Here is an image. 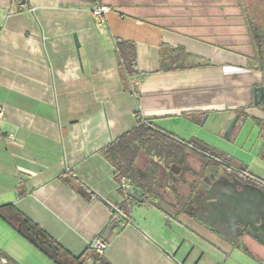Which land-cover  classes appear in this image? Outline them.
<instances>
[{
    "label": "crops",
    "instance_id": "obj_1",
    "mask_svg": "<svg viewBox=\"0 0 264 264\" xmlns=\"http://www.w3.org/2000/svg\"><path fill=\"white\" fill-rule=\"evenodd\" d=\"M98 5L111 9L102 31ZM119 41L134 47L137 74H126ZM256 89L264 94V0H0V264H56L28 229L71 264H264V189L248 182H264ZM138 113L179 149L139 147L151 191L120 183L100 153ZM115 216L98 263L92 246Z\"/></svg>",
    "mask_w": 264,
    "mask_h": 264
},
{
    "label": "trees",
    "instance_id": "obj_2",
    "mask_svg": "<svg viewBox=\"0 0 264 264\" xmlns=\"http://www.w3.org/2000/svg\"><path fill=\"white\" fill-rule=\"evenodd\" d=\"M118 47L121 52L122 64L123 68L129 76L137 74L136 71V53L135 49L132 45L125 42H118ZM122 47L128 48L127 56L122 53ZM138 144V145H137ZM170 145L168 152L179 151V149L173 145L165 142L163 138H161L160 133L152 127L147 121H145L141 114H137V126L127 134L121 136L120 138L113 141L103 150H101V155L108 160L111 164L116 168V179L121 183L122 180H126L133 185H137L143 189H147L151 191L153 185L156 183L153 173L141 172L135 166L136 158L139 154V147L146 148L147 152L151 154V152H157L160 156L166 155L167 152L165 146ZM202 150V149H201ZM203 152L210 154L211 156L217 157L216 154L212 153L208 149H203ZM243 182H247L246 180H242ZM248 182L255 184L264 189V182L259 181L258 179H253ZM68 183V182H67ZM74 190L83 197L86 201H91L94 198V195L86 189L81 183L74 182L72 185ZM123 191V188L121 189ZM119 213H122L125 217L127 213L123 211L122 208L118 209ZM117 221L116 216L113 221L109 224V226ZM101 233L99 239L103 240V237L109 228ZM22 235L27 238L33 245H35L41 252H43L48 258H50L56 264H64L62 259L68 254L57 244L52 246H42L35 239L33 231L28 229L22 232ZM104 241V240H103ZM106 244H109V241H104ZM71 258V257H70ZM83 257H79L77 259L71 258L75 262H80ZM87 258V257H86ZM85 258V259H86ZM93 258L100 263L101 258L98 254L94 255Z\"/></svg>",
    "mask_w": 264,
    "mask_h": 264
},
{
    "label": "water",
    "instance_id": "obj_3",
    "mask_svg": "<svg viewBox=\"0 0 264 264\" xmlns=\"http://www.w3.org/2000/svg\"><path fill=\"white\" fill-rule=\"evenodd\" d=\"M75 41H76L77 48H79V44H78L76 37H75ZM261 93H262V95H260ZM255 102H256V104H263L264 105V94H263V91L261 89L255 90ZM205 120L206 119H204V121ZM240 121H241V115H239V114L233 115L229 119L227 125L224 128V132H223L225 139L231 140L233 138V135L235 134V132L237 131V129L239 127ZM236 181L238 183H240L238 180H236ZM126 194L128 195L129 198L133 199L134 201H136L138 203H143L145 200V193L136 186L128 187L126 190ZM117 226H118V221H114L110 225V227L107 229V231L103 237L104 241H108L113 236L114 230L117 228ZM37 239H38V242L40 245H44V246L52 245V241L42 232H38ZM62 261L64 264H71V262L69 261L68 258H63Z\"/></svg>",
    "mask_w": 264,
    "mask_h": 264
},
{
    "label": "built area",
    "instance_id": "obj_4",
    "mask_svg": "<svg viewBox=\"0 0 264 264\" xmlns=\"http://www.w3.org/2000/svg\"><path fill=\"white\" fill-rule=\"evenodd\" d=\"M111 12V9H109L106 6L98 5L95 6L92 9V15L96 21V26L97 28L102 31L103 30V25L106 22V16L108 13ZM3 115L2 112L0 111V120L2 119ZM121 221L123 225L125 226H131V220L128 217H125L124 215H121ZM92 249L100 256L102 257L105 254V251L107 249V244L101 240L98 239L92 246Z\"/></svg>",
    "mask_w": 264,
    "mask_h": 264
},
{
    "label": "flooded vegetation",
    "instance_id": "obj_5",
    "mask_svg": "<svg viewBox=\"0 0 264 264\" xmlns=\"http://www.w3.org/2000/svg\"><path fill=\"white\" fill-rule=\"evenodd\" d=\"M49 246H52V245H49Z\"/></svg>",
    "mask_w": 264,
    "mask_h": 264
},
{
    "label": "rangeland",
    "instance_id": "obj_6",
    "mask_svg": "<svg viewBox=\"0 0 264 264\" xmlns=\"http://www.w3.org/2000/svg\"><path fill=\"white\" fill-rule=\"evenodd\" d=\"M156 154H157V152H156Z\"/></svg>",
    "mask_w": 264,
    "mask_h": 264
}]
</instances>
